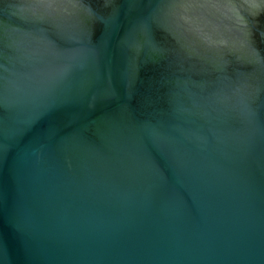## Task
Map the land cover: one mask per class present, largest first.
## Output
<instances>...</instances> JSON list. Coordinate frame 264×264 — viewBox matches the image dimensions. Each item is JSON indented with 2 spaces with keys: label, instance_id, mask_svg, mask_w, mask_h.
Listing matches in <instances>:
<instances>
[{
  "label": "water",
  "instance_id": "water-1",
  "mask_svg": "<svg viewBox=\"0 0 264 264\" xmlns=\"http://www.w3.org/2000/svg\"><path fill=\"white\" fill-rule=\"evenodd\" d=\"M0 264H264V0H0Z\"/></svg>",
  "mask_w": 264,
  "mask_h": 264
}]
</instances>
